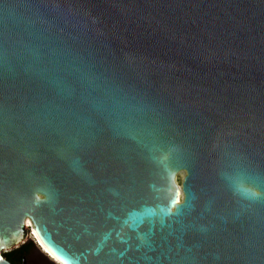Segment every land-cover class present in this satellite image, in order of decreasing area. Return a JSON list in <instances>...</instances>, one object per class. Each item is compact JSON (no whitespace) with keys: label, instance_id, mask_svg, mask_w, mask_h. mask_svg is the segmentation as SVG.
<instances>
[{"label":"water","instance_id":"1","mask_svg":"<svg viewBox=\"0 0 264 264\" xmlns=\"http://www.w3.org/2000/svg\"><path fill=\"white\" fill-rule=\"evenodd\" d=\"M27 243L264 264V0H0V264Z\"/></svg>","mask_w":264,"mask_h":264},{"label":"flooded vegetation","instance_id":"2","mask_svg":"<svg viewBox=\"0 0 264 264\" xmlns=\"http://www.w3.org/2000/svg\"><path fill=\"white\" fill-rule=\"evenodd\" d=\"M40 250L43 252V254H45L50 259V256H48V254H46L42 249H40ZM30 256H31V252H30V250H28V251H26L24 253H19V254H16V255H12L10 257H8V256H6V254H4L3 258L10 264H27V261H28V264H29ZM50 260L53 262L52 259H50Z\"/></svg>","mask_w":264,"mask_h":264},{"label":"rangeland","instance_id":"3","mask_svg":"<svg viewBox=\"0 0 264 264\" xmlns=\"http://www.w3.org/2000/svg\"><path fill=\"white\" fill-rule=\"evenodd\" d=\"M30 252H31V256L29 258V264H53V262L50 259H48L43 253H42L43 255L41 254V252L37 249L35 245H33ZM27 264H28V261H27Z\"/></svg>","mask_w":264,"mask_h":264},{"label":"trees","instance_id":"4","mask_svg":"<svg viewBox=\"0 0 264 264\" xmlns=\"http://www.w3.org/2000/svg\"><path fill=\"white\" fill-rule=\"evenodd\" d=\"M32 247H33L32 243L22 245L20 248H18L16 250H13L12 252L7 253L6 256L10 257L12 255H16V254H19V253H24V252H26L28 250H31Z\"/></svg>","mask_w":264,"mask_h":264},{"label":"bare ground","instance_id":"5","mask_svg":"<svg viewBox=\"0 0 264 264\" xmlns=\"http://www.w3.org/2000/svg\"><path fill=\"white\" fill-rule=\"evenodd\" d=\"M27 224L29 225L28 227L29 228H31V225L29 224V222L27 221ZM37 245V247L39 248V251L41 252V253H43L40 249H42L46 254H48V256H49V253L39 244V243H36ZM45 255V254H44ZM46 256V255H45ZM47 257V256H46ZM48 258V257H47ZM49 259V258H48Z\"/></svg>","mask_w":264,"mask_h":264},{"label":"clouds","instance_id":"6","mask_svg":"<svg viewBox=\"0 0 264 264\" xmlns=\"http://www.w3.org/2000/svg\"><path fill=\"white\" fill-rule=\"evenodd\" d=\"M49 256H50V259L53 260V264H59V262L55 260V257H52L51 254H49Z\"/></svg>","mask_w":264,"mask_h":264}]
</instances>
